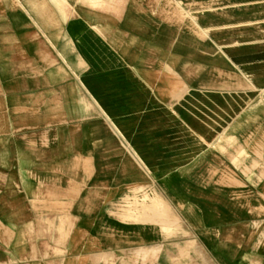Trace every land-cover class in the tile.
I'll list each match as a JSON object with an SVG mask.
<instances>
[{
  "label": "crops",
  "instance_id": "obj_1",
  "mask_svg": "<svg viewBox=\"0 0 264 264\" xmlns=\"http://www.w3.org/2000/svg\"><path fill=\"white\" fill-rule=\"evenodd\" d=\"M256 52L264 0H0V264H264Z\"/></svg>",
  "mask_w": 264,
  "mask_h": 264
},
{
  "label": "rangeland",
  "instance_id": "obj_2",
  "mask_svg": "<svg viewBox=\"0 0 264 264\" xmlns=\"http://www.w3.org/2000/svg\"><path fill=\"white\" fill-rule=\"evenodd\" d=\"M234 54H235V59L237 61V67H231V73L226 72V71H222L221 75H222V77L226 76V79H236V87L237 88H243L244 87V79H245V68H244L245 52H243V51L235 52ZM253 54H254V56L258 55L259 59L262 60V61H259V63H262V65H264V52H256ZM249 55H250V53H249ZM255 69H258V68H254V70ZM258 70L264 71V67L259 68ZM250 72H251V68H249V74H250ZM224 86L226 87V85H224Z\"/></svg>",
  "mask_w": 264,
  "mask_h": 264
},
{
  "label": "bare ground",
  "instance_id": "obj_3",
  "mask_svg": "<svg viewBox=\"0 0 264 264\" xmlns=\"http://www.w3.org/2000/svg\"><path fill=\"white\" fill-rule=\"evenodd\" d=\"M174 222H175V221H174ZM0 223H1V222H0ZM1 226H2V225H1ZM177 226H179V225H177ZM177 226H176V227H177ZM0 228H1V227H0ZM6 231H7V230H6ZM7 232H8V231H7Z\"/></svg>",
  "mask_w": 264,
  "mask_h": 264
}]
</instances>
